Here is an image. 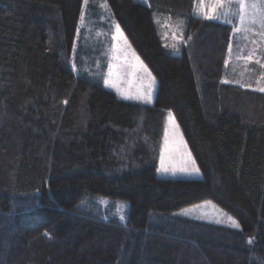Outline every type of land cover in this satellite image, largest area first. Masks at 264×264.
<instances>
[{
	"label": "trees",
	"instance_id": "trees-1",
	"mask_svg": "<svg viewBox=\"0 0 264 264\" xmlns=\"http://www.w3.org/2000/svg\"><path fill=\"white\" fill-rule=\"evenodd\" d=\"M198 8L0 0V264H264V41ZM117 24L150 104L104 83ZM170 114L200 178L159 174ZM206 201L240 228L180 214Z\"/></svg>",
	"mask_w": 264,
	"mask_h": 264
},
{
	"label": "snow or ice",
	"instance_id": "snow-or-ice-1",
	"mask_svg": "<svg viewBox=\"0 0 264 264\" xmlns=\"http://www.w3.org/2000/svg\"><path fill=\"white\" fill-rule=\"evenodd\" d=\"M199 8L198 14L206 20H218L223 23L230 24L232 26L233 34H238L243 32L244 34L252 33L254 28L258 26L259 32L256 33L262 41H264V0H198ZM88 0H84V4L87 5ZM233 18L236 20V23H233ZM85 19L84 13H81L80 20L83 22ZM116 30L119 33L120 27L117 24ZM77 36H79V29H77ZM247 38V35H245ZM127 48H130V45L126 44ZM178 50V49H177ZM75 51V47H74ZM252 52H255V48L252 49ZM252 52L245 58L246 60L252 59ZM228 55L231 58L232 55V45H228ZM134 59L140 65L142 71L148 79L147 91L144 93L137 92L135 96L125 95V99H138L145 104L152 103V92L155 86V77L152 76L151 72L148 71L147 66L143 65V62L140 61L139 57L135 56L133 53ZM237 58H240V53H237ZM228 60L225 61L227 66ZM256 64L259 65L261 69H264V63H261L260 60H256ZM107 82V81H106ZM230 81L225 80L224 83H229ZM237 83H240L237 81ZM241 87L252 88L251 84H241ZM256 91L264 93V72L260 73V76L257 80V87L254 89ZM171 115V114H170ZM172 126L174 129V135L179 139L180 148L182 151L179 152L180 162L179 165L173 162V157H169L170 166H165L164 157H161V171L164 173L171 172L172 174L188 173V174H199L200 169L197 167L195 160L193 159L191 152L188 151L187 145L183 141V136L179 131V125L175 123V120H172ZM167 141V136H166ZM210 204V201L205 202ZM126 205L121 204L120 208L123 209ZM182 215H189L188 211L181 213ZM202 218V217H197ZM120 219H125L124 215L121 214ZM227 222L232 228L239 229V223L234 220L232 217H227ZM215 223H221V220L216 219ZM249 243H252L251 239Z\"/></svg>",
	"mask_w": 264,
	"mask_h": 264
},
{
	"label": "rangeland",
	"instance_id": "rangeland-1",
	"mask_svg": "<svg viewBox=\"0 0 264 264\" xmlns=\"http://www.w3.org/2000/svg\"><path fill=\"white\" fill-rule=\"evenodd\" d=\"M258 32H259V28L257 26L254 28L252 33L244 34L243 32H241L238 33L237 35H241L244 38L245 35H247V37L250 38L249 40L250 45L253 44L256 45L260 40V37L256 34ZM112 37H113L112 38L113 47L109 55V60L107 61L106 64L107 69H106V74L104 76L105 85L114 92H116L121 99H125V95L135 96L137 92L140 93L146 92L148 86V79L145 76L144 72L142 71L140 65L134 59L133 53L135 54V52L133 51L132 46L130 45L128 39L125 37L121 29L120 32L118 33L116 27H114ZM126 44L130 45V48H127ZM254 45L253 47L255 48ZM135 56L137 55L135 54ZM143 65L145 64L143 63ZM101 66H104V64H101ZM155 86L152 92V100L154 97ZM125 100L143 103L141 100L138 99H125ZM173 119L174 117L172 115H169L166 123L165 138L162 148L163 151L161 155V157L162 156L164 157L165 166H170V161H169L170 156L174 158L173 162L179 165L180 157L177 149H179V151L183 150L182 148H180L179 139L174 135V129L172 126ZM175 123L177 124L176 120ZM179 131L182 134L180 128ZM166 136H167V141H166ZM183 141L186 144L184 136H183ZM187 149L188 151H190L188 146ZM160 169H161V160L159 165V174L163 177L197 179L202 176L201 172H199V174H195V173L188 174V173H180V172H177L176 174H172L171 172L164 173ZM184 211L189 212V215H186L188 217H192V218L202 217L199 219L206 220L208 222H215L216 219H219L221 220L220 224H225L230 226V224L227 222V217L230 216H226L227 214L212 202L210 204H206L205 202H203L201 204L191 206L189 208L181 210L180 214Z\"/></svg>",
	"mask_w": 264,
	"mask_h": 264
},
{
	"label": "crops",
	"instance_id": "crops-1",
	"mask_svg": "<svg viewBox=\"0 0 264 264\" xmlns=\"http://www.w3.org/2000/svg\"><path fill=\"white\" fill-rule=\"evenodd\" d=\"M234 19V18H233ZM235 35H237V34H235Z\"/></svg>",
	"mask_w": 264,
	"mask_h": 264
}]
</instances>
